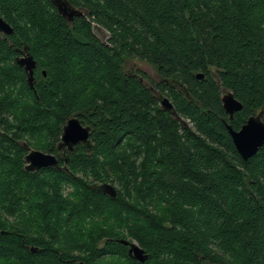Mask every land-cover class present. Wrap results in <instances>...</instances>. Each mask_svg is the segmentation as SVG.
Segmentation results:
<instances>
[{
  "label": "trees",
  "instance_id": "trees-1",
  "mask_svg": "<svg viewBox=\"0 0 264 264\" xmlns=\"http://www.w3.org/2000/svg\"><path fill=\"white\" fill-rule=\"evenodd\" d=\"M68 1L70 21L51 0H0V264H264V144L243 159L225 125L264 109V0ZM71 116L89 147L26 170L27 146L57 154Z\"/></svg>",
  "mask_w": 264,
  "mask_h": 264
},
{
  "label": "water",
  "instance_id": "water-1",
  "mask_svg": "<svg viewBox=\"0 0 264 264\" xmlns=\"http://www.w3.org/2000/svg\"><path fill=\"white\" fill-rule=\"evenodd\" d=\"M51 1L55 5L57 11L68 21L73 18V15L83 14V11L80 8L73 6L68 0ZM12 32V25L0 15V33L10 34ZM20 52L21 54L16 56V62L24 68L26 71L27 83L30 87H33V72L36 60L27 50L26 45L20 49ZM201 76V72L197 73V77ZM149 87L159 98L161 107L169 110L171 113H175L174 106L168 96L155 89L152 85H149ZM221 103L223 109L228 113L229 118H232L233 113L242 107V103L234 96V93L225 87L222 88ZM261 114L262 111L249 115L238 129L233 128L230 123L225 121V125L232 141L243 159H246L250 155L254 154L257 149L264 144V120L262 119ZM89 133V124H83L77 116H71L62 126V132L57 143V148L60 149L62 146H66L68 150H73L74 146L79 142L89 147ZM62 158L66 160L67 157L66 155H62ZM24 160V168L30 171H34L44 166L66 168L65 164H59L58 157L54 153L30 146H27V151L24 154ZM94 187L110 196L116 195V189L110 182L103 181L99 184H95ZM123 242L129 243L128 251L132 253L135 258L141 261L145 258L143 248L136 242L128 241L127 239H123ZM32 249L34 248L32 247ZM76 264H85V262L83 260H79Z\"/></svg>",
  "mask_w": 264,
  "mask_h": 264
},
{
  "label": "rangeland",
  "instance_id": "rangeland-1",
  "mask_svg": "<svg viewBox=\"0 0 264 264\" xmlns=\"http://www.w3.org/2000/svg\"><path fill=\"white\" fill-rule=\"evenodd\" d=\"M94 31L101 39H103V40L106 39L107 35H106V32L103 31V29H101L97 26H94ZM130 67H132L133 69L140 68V69L144 70L147 74V77H146L147 78L146 79L147 84H150V80H149L150 77L157 78L155 70L153 69V65L146 63L145 61H137V63L130 62L126 65V69H129ZM110 261L111 260H109V259L103 260V262H105V264H112V261L111 262Z\"/></svg>",
  "mask_w": 264,
  "mask_h": 264
},
{
  "label": "flooded vegetation",
  "instance_id": "flooded-vegetation-1",
  "mask_svg": "<svg viewBox=\"0 0 264 264\" xmlns=\"http://www.w3.org/2000/svg\"><path fill=\"white\" fill-rule=\"evenodd\" d=\"M2 34H4V33H2ZM21 53H19V55H20ZM36 66V65H35ZM129 72H133V73H135V71H136V69H133L132 67H130L129 69H127ZM145 81V80H144ZM259 111H262V114H261V117H262V119H263V116H264V109H261V110H258L257 112H255V113H252V114H256V113H258ZM227 113V112H226ZM228 114V113H227ZM251 115V114H250ZM249 116V115H248ZM247 116V117H248ZM229 117V116H228ZM246 120V119H245ZM241 126V125H240ZM239 126V127H240ZM238 127V128H239ZM238 128H235V129H238ZM228 130V129H227ZM79 143H81V142H79ZM79 143H77V144H79ZM76 144V145H77ZM75 145V146H76ZM75 146H74V148H75ZM74 150V149H73ZM67 151H68V149H67V147L66 146H62L60 149H58V152H57V154H55L57 157H58V162H59V158H62V155H66V153H67ZM70 151H72V150H70ZM125 244H127V250H128V248H129V244L128 243H125ZM128 252V251H127ZM128 254L129 255H131L133 258H135L133 255H132V253H130V252H128ZM137 259V258H136ZM139 260V259H138Z\"/></svg>",
  "mask_w": 264,
  "mask_h": 264
}]
</instances>
